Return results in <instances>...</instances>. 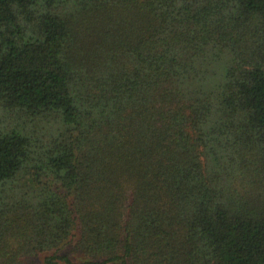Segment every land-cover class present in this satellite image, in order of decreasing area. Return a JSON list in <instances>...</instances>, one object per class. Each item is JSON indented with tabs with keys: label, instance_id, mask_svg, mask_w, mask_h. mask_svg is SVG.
<instances>
[{
	"label": "trees",
	"instance_id": "obj_1",
	"mask_svg": "<svg viewBox=\"0 0 264 264\" xmlns=\"http://www.w3.org/2000/svg\"><path fill=\"white\" fill-rule=\"evenodd\" d=\"M37 259L264 264V0H0V264Z\"/></svg>",
	"mask_w": 264,
	"mask_h": 264
},
{
	"label": "rangeland",
	"instance_id": "obj_2",
	"mask_svg": "<svg viewBox=\"0 0 264 264\" xmlns=\"http://www.w3.org/2000/svg\"><path fill=\"white\" fill-rule=\"evenodd\" d=\"M70 250V246L66 247L64 250H62L63 252H68ZM61 251V252H62ZM41 263V259H37L35 264H40Z\"/></svg>",
	"mask_w": 264,
	"mask_h": 264
}]
</instances>
